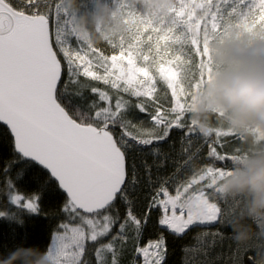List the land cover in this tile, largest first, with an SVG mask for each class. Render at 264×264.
<instances>
[{"label":"trees","instance_id":"obj_1","mask_svg":"<svg viewBox=\"0 0 264 264\" xmlns=\"http://www.w3.org/2000/svg\"><path fill=\"white\" fill-rule=\"evenodd\" d=\"M167 1L161 27L149 28L161 38L142 48L141 60L112 2L4 0L46 17L51 30L73 18L84 48L131 58L153 84L150 94L135 92L99 65V75L86 77L67 67L53 43L63 67L58 103L76 123L107 128L125 155L127 182L112 206L83 215L43 169L16 154L0 125V264H39L64 227L95 217H104L105 233L86 243L84 264H135L137 247L160 239L163 264H264V223L243 217L240 204L223 206L218 223L182 235L161 226L159 206L150 208L159 191L173 193L207 167L241 171L250 183L264 176V0ZM129 2L145 15L139 1ZM210 241L216 245L207 247Z\"/></svg>","mask_w":264,"mask_h":264},{"label":"water","instance_id":"obj_2","mask_svg":"<svg viewBox=\"0 0 264 264\" xmlns=\"http://www.w3.org/2000/svg\"><path fill=\"white\" fill-rule=\"evenodd\" d=\"M63 67L44 16L0 0V125L15 152L43 169L83 215L112 206L127 161L107 128L76 123L57 101Z\"/></svg>","mask_w":264,"mask_h":264},{"label":"rangeland","instance_id":"obj_3","mask_svg":"<svg viewBox=\"0 0 264 264\" xmlns=\"http://www.w3.org/2000/svg\"><path fill=\"white\" fill-rule=\"evenodd\" d=\"M105 1L112 2V12H117L130 25V36L137 42L141 60H144L142 48L146 47L149 41L155 43L161 38L159 29L158 31L149 29L150 24L161 27V11L168 7L169 2L134 0L146 7L145 15H140L135 12L129 0H97V4L103 5ZM192 1L179 0L183 6ZM259 5L264 6V4ZM75 24L76 21L70 18L65 24L56 22L52 29L55 48L69 69L73 70L75 65L80 68L84 76L94 77L99 75L94 66L99 65L106 69L107 76L122 81L125 87H131L135 92L144 91L148 94L152 92L153 79L141 70L133 62L134 60L121 54L113 58L98 57L84 48L80 42L82 38L80 30ZM217 27L218 22L212 17L210 31L214 32ZM72 38H76L78 42H73ZM154 122L160 124L158 119H154ZM235 203L240 204V214L243 217H252L258 224L264 223V176L250 183L247 174L241 171L207 167L175 188L173 193L165 189L159 191L152 199L150 208L159 206L163 213L161 226L172 234L182 235L191 227L211 226L218 223L223 213V206L228 210ZM103 219L104 217L84 219L81 227H64L61 234L54 236L48 253L39 264H84L82 260L86 243L101 238L105 233ZM144 227L145 222L140 230L143 231ZM215 245L213 241L206 242L207 247ZM136 257L135 264H163L164 240L160 239L149 242L143 247H137Z\"/></svg>","mask_w":264,"mask_h":264}]
</instances>
